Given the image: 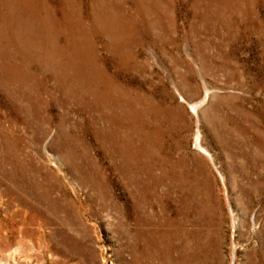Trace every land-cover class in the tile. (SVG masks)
I'll return each mask as SVG.
<instances>
[{
	"label": "rangeland",
	"instance_id": "obj_1",
	"mask_svg": "<svg viewBox=\"0 0 264 264\" xmlns=\"http://www.w3.org/2000/svg\"><path fill=\"white\" fill-rule=\"evenodd\" d=\"M102 1L112 11L109 37L102 35L101 22L103 32L94 33L89 17L84 31L58 26L57 54L45 39L54 28L31 26L40 30L36 35L20 24L15 32L3 26L0 62L26 74L23 95L14 85L15 102L40 109L48 136L30 138L24 154L29 181L40 184L36 199L25 196L23 203L0 185V264H118L120 253L128 258L121 250L130 240L118 223L134 232L131 190L123 178L131 168L152 193L144 210L157 241L171 221L182 220L180 231L196 233L189 247L197 259L192 264H264V0H86V7ZM9 103L0 90V106ZM104 114L113 119L106 121ZM197 133L205 153L194 145ZM119 146L127 149L129 163L122 164ZM171 169L188 178H163ZM180 210L185 217L178 216Z\"/></svg>",
	"mask_w": 264,
	"mask_h": 264
},
{
	"label": "bare ground",
	"instance_id": "obj_2",
	"mask_svg": "<svg viewBox=\"0 0 264 264\" xmlns=\"http://www.w3.org/2000/svg\"><path fill=\"white\" fill-rule=\"evenodd\" d=\"M54 1V0H53ZM51 0H0V34L3 33V26H7L8 28L11 27V30L14 29L13 27L18 28V26L22 25V29L25 31L34 32L36 35L38 31L40 30H47L48 28H54V31L52 32L53 35H50L51 37L45 38L46 41L50 42L54 47L53 50L57 53L58 49H56L57 42L55 41L58 38V32L55 34V28L57 29L58 26L66 27V26H72L78 29V31L83 30L84 31V25L87 21L86 19H93V23H95V26L93 27L94 33H98L101 28L99 25L103 23L105 27V33L102 35L105 37H109V29H113L109 25V14L112 12L110 9L105 5L104 1H102L100 4L102 6L97 7V3L93 4L91 6L86 7V0H56L55 3H53ZM122 1V0H121ZM120 1V2H121ZM131 1V0H130ZM144 1V0H143ZM152 1V0H151ZM227 1V0H226ZM250 1V0H249ZM89 2V1H88ZM117 2V1H116ZM124 2V1H123ZM137 2V1H136ZM147 2V1H146ZM145 2V3H146ZM199 2V1H198ZM95 3V2H94ZM144 3V2H143ZM142 3V4H143ZM157 3V2H156ZM169 3V2H168ZM172 3V2H171ZM209 3V2H208ZM256 3V2H255ZM134 4V3H133ZM151 4V3H150ZM173 4V3H172ZM183 4V3H182ZM221 4V3H220ZM121 5V3H120ZM131 5V4H130ZM153 5V3H152ZM159 5V4H157ZM156 5V6H157ZM219 5V4H218ZM235 5V4H234ZM123 6V4H122ZM126 6V5H125ZM132 6V5H131ZM138 6V5H137ZM149 6V5H148ZM221 6V5H220ZM240 6V5H239ZM127 7V6H126ZM143 7V6H142ZM216 7V6H215ZM232 7V6H231ZM249 7V6H248ZM147 8V7H146ZM158 8V6H157ZM161 8V7H160ZM192 8V7H191ZM229 8V7H228ZM118 9V8H117ZM131 9V7H130ZM162 9V8H161ZM203 9V8H202ZM205 9V8H204ZM244 9V8H243ZM173 10V9H172ZM199 10V9H198ZM223 10V8H222ZM237 10V9H236ZM251 10V9H249ZM144 11V9H143ZM152 11V10H150ZM160 11V10H159ZM208 11V10H207ZM206 11V12H207ZM213 11V10H212ZM215 11V10H214ZM226 11V10H225ZM135 12V11H134ZM148 12V11H146ZM174 12V11H173ZM221 12V11H220ZM232 12V11H231ZM247 12V11H246ZM255 12V11H253ZM130 13V12H129ZM128 13V14H129ZM149 13V12H148ZM153 13V12H152ZM164 13V12H162ZM161 13V14H162ZM168 13V12H167ZM199 13V12H198ZM203 13V12H202ZM237 13V12H236ZM133 14V13H131ZM140 14V13H139ZM150 14V13H149ZM148 14V16H150ZM238 14V13H237ZM257 14V13H256ZM99 15V16H98ZM118 15V14H117ZM146 15V14H145ZM144 15V16H145ZM165 15V14H164ZM236 15V14H235ZM131 16V15H130ZM133 16V15H132ZM138 16V15H137ZM152 16V15H151ZM207 16V15H205ZM209 16V15H208ZM216 16V15H214ZM256 17L258 15H255ZM211 17V16H210ZM240 17V16H239ZM132 18V17H131ZM152 18V17H151ZM154 18V17H153ZM228 18V17H227ZM233 18V17H232ZM112 19V18H111ZM118 20V18L116 17ZM203 19V18H202ZM206 19V18H205ZM219 19V18H218ZM247 19V18H246ZM250 19V18H249ZM86 20V21H85ZM140 20V19H139ZM148 20V19H147ZM207 20V19H206ZM240 20V19H239ZM244 20V19H243ZM121 21V20H120ZM127 21V20H126ZM136 21V20H135ZM204 21V19H203ZM217 21V20H216ZM225 21V20H224ZM233 21V20H232ZM231 21V23H232ZM88 22V21H87ZM101 22V23H100ZM213 22V20H212ZM227 22V21H226ZM253 22V21H252ZM255 22V21H254ZM258 22V21H257ZM91 23V22H90ZM113 23V22H112ZM135 23V22H134ZM149 23V22H148ZM203 23V22H202ZM210 23V22H209ZM221 23V22H220ZM261 23V22H260ZM20 24V25H19ZM126 24V23H125ZM215 24V23H214ZM219 23H217L218 25ZM246 24V23H245ZM253 24V23H252ZM102 25V24H101ZM223 25V24H222ZM221 25V27H222ZM236 25V24H235ZM10 26V27H9ZM31 26H37L40 30H31ZM119 26V24H118ZM121 26V25H120ZM158 26V25H157ZM227 26V25H226ZM245 26V25H244ZM47 27V28H46ZM113 27V26H112ZM122 27V26H121ZM204 27V26H203ZM206 27V26H205ZM249 27V26H248ZM27 28V29H26ZM118 28V27H117ZM123 28V27H122ZM127 28V27H126ZM151 28V27H150ZM233 28V27H232ZM115 29V28H114ZM125 29V27H124ZM135 29V28H134ZM143 29V27H142ZM227 29V28H226ZM263 29V28H262ZM21 30V29H20ZM68 30V29H67ZM66 30V31H67ZM132 30V29H131ZM163 30V29H162ZM244 30V29H243ZM15 32L16 30H12ZM46 31V32H47ZM59 31V29H58ZM116 31V30H115ZM68 32V31H67ZM103 32V30H101ZM127 32V31H126ZM131 32V31H130ZM163 32V31H162ZM61 33V31H60ZM7 34V33H6ZM20 34V33H19ZM85 34V33H84ZM120 34V33H117ZM122 34V33H121ZM125 34V33H124ZM133 34V33H132ZM142 35L141 33H139ZM146 34V33H145ZM154 34V32H153ZM233 34V33H232ZM239 34V33H238ZM5 35V34H4ZM14 35V34H13ZM24 35V34H23ZM43 35V32H41V36ZM60 35V34H59ZM97 35V34H96ZM112 35V34H110ZM151 35V33H150ZM235 35V34H234ZM31 36V34H30ZM117 36V35H116ZM164 36V35H163ZM6 37V36H5ZM19 37V36H18ZM17 34L15 33L14 38H18ZM34 37V36H33ZM101 37V36H100ZM118 37V36H117ZM126 37V36H125ZM129 37V35H128ZM138 37V36H137ZM157 36H155L156 38ZM234 37V36H233ZM236 37V36H235ZM7 38V37H6ZM20 38V37H19ZM29 38V37H28ZM112 38V37H111ZM139 38V37H138ZM9 39V37L7 38ZM100 39V38H99ZM116 39V38H115ZM118 39V38H117ZM137 39V38H136ZM134 38V40H136ZM140 39V38H139ZM162 39V37H161ZM230 39V38H229ZM22 40V39H20ZM19 40V41H20ZM37 40V39H36ZM43 40V39H42ZM142 40V39H140ZM164 40V39H163ZM232 40V38H231ZM234 40V39H233ZM17 41V40H16ZM90 42V47L88 49L89 53H94V47L92 45L91 39L88 40ZM22 42V41H20ZM29 42V41H28ZM56 42V43H55ZM140 42V41H139ZM231 42V41H229ZM44 43V42H43ZM47 43V42H46ZM120 43V41H119ZM9 44V42L7 43ZM6 44V45H7ZM16 44V43H13ZM36 44V43H35ZM115 44V43H114ZM188 44V43H187ZM23 45V44H22ZM31 49L34 45L27 44ZM107 45V44H106ZM109 45V44H108ZM229 45V44H228ZM42 46V45H40ZM78 46V44H77ZM50 47V46H49ZM98 47V46H97ZM106 47V46H105ZM22 48V47H21ZM43 48V47H42ZM25 49V54L28 55V49ZM35 49V47H34ZM83 49V48H82ZM112 49V48H111ZM127 49V48H126ZM7 50V49H6ZM16 50V49H15ZM23 50V49H22ZM36 50V49H35ZM39 50V49H38ZM64 50V49H63ZM77 51L80 53L81 50L77 49ZM106 51V48H105ZM108 51V50H107ZM110 51V50H109ZM108 51V52H109ZM114 51V49L112 50ZM117 51V50H116ZM75 52V51H74ZM84 52V51H83ZM86 52V51H85ZM22 53V52H21ZM36 53V52H35ZM34 53V54H35ZM97 53V52H96ZM106 53V52H105ZM14 54V53H13ZM20 54V53H19ZM32 54V53H31ZM40 54V53H39ZM44 54V53H43ZM48 54V52H47ZM54 54V53H53ZM87 54V53H86ZM126 54V53H125ZM11 55V54H10ZM78 55V53H77ZM85 56V54H82ZM115 55V54H114ZM124 55V54H123ZM187 55V54H186ZM1 56V55H0ZM51 56V55H50ZM58 56V55H57ZM89 56V55H88ZM96 56V55H95ZM100 56V55H98ZM126 56V55H125ZM8 57V56H7ZM44 57V56H43ZM74 57V56H72ZM92 57V56H91ZM102 57V56H101ZM127 57V56H126ZM1 58V57H0ZM19 58V57H18ZM38 58V57H37ZM58 58V57H57ZM68 58H71L68 56ZM76 58V57H75ZM96 58V57H95ZM94 58V59H95ZM125 58V57H124ZM12 59V58H11ZM35 59V58H34ZM53 59V58H52ZM130 59V58H129ZM128 59V60H129ZM23 60V59H22ZM39 60V58L37 59ZM42 60V59H41ZM93 60V59H92ZM131 60V59H130ZM30 61V60H29ZM44 61V60H43ZM56 61V60H55ZM74 61V59H73ZM76 61V60H75ZM81 61V60H80ZM95 61V60H94ZM105 61V60H104ZM107 61V60H106ZM132 61V60H131ZM39 62V61H38ZM47 62V61H46ZM61 62V61H60ZM65 62V61H64ZM92 62V61H91ZM108 62V61H107ZM114 62V61H113ZM130 62V61H129ZM136 62V61H135ZM10 63V62H9ZM37 63V62H36ZM96 63V62H95ZM102 63V62H101ZM137 63V62H136ZM26 64V63H25ZM64 64V63H63ZM90 64V61H89ZM81 65V64H80ZM94 65V64H93ZM98 65V63H97ZM109 65V64H108ZM114 65V64H113ZM134 65V64H133ZM140 65V64H139ZM9 65L0 62V90L6 95L8 100L12 104L9 103L8 106H0V185L6 184L7 185V191L8 194L13 195L15 198L23 200V203L26 201L24 200L25 196H32L34 199V190L35 188H38L40 184H38L36 181H29L28 174H27V166H28V160L24 154L26 153L25 149L28 143V140L31 139H37L40 140L45 136H48V130L45 128V124L48 120H43L44 117L41 115V111L39 108H31L30 106H23L21 103L15 102L18 98L16 91L22 92L23 95V81L26 79L25 73H18V70L13 67H7ZM14 66V65H13ZM20 66V65H19ZM24 66V65H23ZM54 66V64H53ZM64 67V66H63ZM75 67V66H74ZM127 67V66H126ZM25 68V67H24ZM47 68V67H46ZM67 68V67H66ZM100 68V67H99ZM115 68V67H114ZM19 69V68H18ZM40 69V68H39ZM68 69V68H67ZM89 69V68H88ZM93 69V68H92ZM79 70V69H78ZM86 70V68H85ZM105 70V69H104ZM21 71V70H20ZM75 71V70H74ZM92 71V70H91ZM101 71V69H100ZM106 71V70H105ZM46 72V71H45ZM71 72V71H70ZM116 72V71H115ZM62 73V72H61ZM76 73V72H75ZM106 73V72H105ZM30 74V73H28ZM32 74V73H31ZM82 74V73H81ZM117 74V73H116ZM53 75V74H52ZM65 75V74H64ZM84 75V74H83ZM99 75V74H98ZM77 76V75H76ZM86 76V75H85ZM106 76V75H105ZM108 76V75H107ZM35 77V76H34ZM59 77V75H58ZM78 77V76H77ZM95 77V76H94ZM57 78V76H56ZM62 78V77H61ZM98 78V77H97ZM107 78V77H106ZM229 78V77H228ZM78 79V78H77ZM81 79V78H80ZM83 79V78H82ZM99 79V78H98ZM102 79V78H101ZM115 79V78H114ZM67 80V79H66ZM92 80V79H91ZM112 80V79H111ZM79 81V80H78ZM83 81V80H82ZM88 81V80H87ZM86 81V82H87ZM102 81V80H101ZM105 81V80H104ZM117 81V80H115ZM25 82V81H24ZM65 82V81H64ZM70 82V81H69ZM90 82V81H89ZM19 84L17 87V90L14 87L15 84ZM61 83V82H60ZM68 83V82H67ZM77 83V82H76ZM75 83V84H76ZM101 83V82H100ZM123 83V82H122ZM135 83V82H134ZM62 84V83H61ZM71 84V82H70ZM87 84V83H86ZM93 84V83H92ZM99 84V83H98ZM12 85L14 88H12ZM72 85V84H71ZM79 87L80 85L77 84ZM84 85V84H83ZM82 85V86H83ZM77 86V87H78ZM90 86V85H89ZM119 86V85H115ZM10 87V88H9ZM38 87V86H37ZM40 87V85H39ZM60 87V86H59ZM101 87V86H100ZM105 87V85H104ZM107 87V86H106ZM110 87V86H109ZM70 88V87H68ZM74 88V87H73ZM76 88V87H75ZM81 88V87H80ZM78 88V89H80ZM116 88V87H115ZM114 88V89H115ZM121 88V87H120ZM67 89V88H66ZM101 89V88H100ZM106 89V88H105ZM104 89V90H105ZM16 90V91H15ZM26 90V89H25ZM45 90V89H44ZM65 90V89H64ZM82 90V88H81ZM84 90V89H83ZM95 90V89H94ZM92 90V91H94ZM107 90V89H106ZM116 90V89H115ZM122 90V89H121ZM55 91V90H54ZM36 92V91H35ZM57 92V91H56ZM59 92V91H58ZM87 92V90H86ZM85 92V93H86ZM101 92V91H100ZM104 92V91H103ZM116 92V91H115ZM124 92V91H123ZM120 92V93H123ZM72 93V92H70ZM108 93V92H107ZM118 93V92H117ZM26 94V93H25ZM80 94V93H79ZM96 94V93H95ZM102 94V93H101ZM68 95V94H67ZM83 95V93H82ZM94 95V93L92 94ZM207 95V94H206ZM21 96V95H20ZM69 96V95H68ZM81 96V95H80ZM103 95H99L98 97L102 98ZM118 96V95H117ZM116 96V97H117ZM122 96V95H121ZM71 97V94H70ZM69 97V98H70ZM96 97V96H95ZM110 97V96H109ZM108 97V98H109ZM120 97V96H119ZM124 97V96H123ZM65 98V97H64ZM68 98V97H67ZM82 98V97H80ZM104 98V97H103ZM117 99V98H116ZM131 99V98H129ZM107 100V99H106ZM105 100V101H106ZM110 100V99H109ZM113 100V99H112ZM133 100V99H132ZM131 100V101H132ZM137 100V99H136ZM18 101V100H17ZM63 101V100H62ZM71 101V100H70ZM82 101V99H81ZM118 101V100H116ZM115 101V102H116ZM202 101V100H201ZM74 102V101H73ZM97 102V101H96ZM111 102V101H109ZM124 102V101H123ZM24 103V102H23ZM87 103V102H86ZM92 103V101H91ZM101 103V102H100ZM104 103V102H103ZM113 103V102H112ZM111 103V104H112ZM122 103V102H121ZM202 102H198L195 105L192 106L193 111L195 109H199L200 106H202ZM40 104V103H39ZM80 104V103H79ZM82 104V103H81ZM89 104V102H88ZM118 104V103H117ZM116 104V105H117ZM124 104V103H123ZM129 104V103H128ZM132 104V103H131ZM94 105V104H93ZM97 105V104H96ZM113 105V104H112ZM114 105V106H116ZM40 106V105H39ZM104 106V105H103ZM108 106V105H107ZM111 106V105H110ZM113 106V107H114ZM120 106V105H119ZM122 106V105H121ZM120 106V108H122ZM117 107V106H116ZM126 107V106H125ZM109 107H107L108 109ZM115 108V107H114ZM118 108V107H117ZM127 108V107H126ZM96 109V108H95ZM104 109V108H103ZM124 109V107H123ZM135 109V108H134ZM91 110V109H90ZM110 110V109H109ZM113 110V108H112ZM119 110V109H118ZM125 110V109H124ZM180 110V109H179ZM44 111V110H43ZM46 111V110H45ZM104 111V110H103ZM122 111V110H121ZM2 112H9V113H2ZM101 112V111H100ZM106 112V111H105ZM115 112V111H114ZM112 111V113H114ZM133 112V111H132ZM136 112V111H135ZM96 113V112H95ZM126 113V111H125ZM131 113V111H130ZM138 113V112H137ZM46 114V113H45ZM59 114V113H58ZM74 114V113H73ZM98 114V113H97ZM101 114V113H100ZM128 114V113H127ZM132 114V113H131ZM48 115V114H46ZM105 115V120L111 121L112 116L111 115ZM117 115V114H116ZM102 116V115H101ZM99 116V117H101ZM122 116V115H121ZM133 115H131L132 117ZM136 116V115H135ZM146 116V115H145ZM98 117V118H99ZM127 117V116H126ZM129 117V116H128ZM127 117V118H128ZM138 117V116H137ZM115 118V117H114ZM122 118V117H120ZM126 118V119H127ZM48 119V118H47ZM102 119V118H101ZM131 120V119H130ZM129 120V121H130ZM133 120V119H132ZM143 120V119H141ZM95 121V120H94ZM99 121V120H98ZM102 121V120H101ZM125 121V120H124ZM140 121V120H139ZM95 123V122H94ZM100 123V122H99ZM105 123V122H104ZM180 123V122H179ZM222 123V122H221ZM93 124V123H92ZM97 124V123H96ZM102 124V123H101ZM107 124V123H106ZM144 124V122H143ZM174 124V123H173ZM220 124V123H219ZM47 125V124H46ZM51 125V124H50ZM64 125V124H63ZM125 125V124H124ZM123 125V126H124ZM116 126V124H115ZM120 126V125H119ZM141 126V125H140ZM143 126V125H142ZM65 127V126H64ZM109 127V126H108ZM132 127V126H131ZM61 128V127H60ZM99 128V127H98ZM106 128V127H104ZM124 128V127H123ZM252 128V127H251ZM62 129V128H61ZM60 129V130H61ZM101 129V128H100ZM106 130V129H105ZM127 130V129H126ZM144 130V129H143ZM173 130V129H172ZM52 131V130H51ZM59 131V130H58ZM99 131V130H98ZM107 131V130H106ZM105 131V132H106ZM123 131V130H122ZM135 131V129H134ZM133 131V132H134ZM63 132V131H62ZM68 132V131H67ZM94 132V131H93ZM124 132V131H123ZM217 132V131H216ZM222 132V131H221ZM234 132V130H233ZM57 133V131H56ZM66 133V132H65ZM72 133V132H71ZM109 133V132H108ZM126 134V132H124ZM258 133V132H257ZM55 134V133H54ZM107 134V133H106ZM110 134V133H109ZM137 134V133H135ZM260 134V133H259ZM58 135V134H57ZM133 135V133H132ZM140 135V134H139ZM150 135V134H149ZM105 136V134H104ZM112 136V135H111ZM110 136V138H111ZM115 136V134H114ZM152 136V135H151ZM259 136V135H258ZM55 137V136H54ZM130 137V135H129ZM154 137V136H153ZM262 137V136H261ZM264 137V136H263ZM69 138V137H68ZM72 138V137H71ZM74 138V137H73ZM77 138V137H76ZM104 138H108L104 137ZM116 138V137H114ZM120 138V137H118ZM126 138V137H125ZM124 138V139H125ZM128 138V137H127ZM132 138V137H131ZM142 138V137H140ZM145 138V137H144ZM220 138V137H219ZM44 139V138H43ZM55 139V138H54ZM70 139V138H69ZM153 139V138H150ZM149 139V141H150ZM159 139V137H158ZM59 140V139H58ZM66 140V139H65ZM77 140V139H76ZM122 140V139H121ZM129 140V139H128ZM137 140V139H136ZM140 140V139H139ZM144 140V139H143ZM156 140V139H155ZM162 140V139H161ZM168 140V139H167ZM56 141V139H55ZM54 141V142H55ZM70 141V140H69ZM73 141V140H72ZM112 141V140H111ZM133 141V140H132ZM164 141V140H163ZM262 141V140H261ZM264 141V140H263ZM36 142V141H35ZM71 142V141H70ZM78 142V140L76 141ZM106 144H108V141L106 140ZM113 142V141H112ZM119 142V141H118ZM134 142V141H133ZM132 142V143H133ZM140 142V141H138ZM154 142V141H153ZM38 143V142H37ZM79 143V142H78ZM129 143V142H127ZM126 143V144H127ZM141 143V142H140ZM146 143V142H145ZM151 143V142H150ZM155 143V142H154ZM157 143V142H156ZM50 144V143H49ZM110 144V143H109ZM122 144V143H121ZM125 144V143H124ZM161 144V143H160ZM40 145V144H39ZM71 145H74L73 143ZM79 145H82L81 143ZM138 145V144H137ZM163 145V144H162ZM195 147L198 151H203L205 153V149L201 147V142L199 138V134L197 133L196 140H195ZM65 146V145H64ZM70 146V145H69ZM83 146V145H82ZM109 146V145H107ZM106 146V147H107ZM112 146V145H110ZM129 147V145H128ZM153 147V146H152ZM172 147V146H171ZM120 148L122 150H120ZM137 147L135 146V149ZM159 148V147H158ZM165 148V147H163ZM61 149V148H60ZM69 149V148H68ZM74 149V148H73ZM112 149V148H111ZM117 152L121 154V158L124 164L129 163L127 160L125 161L126 156H124L126 148H123L122 146H119V148H116ZM130 149V148H129ZM146 149V148H145ZM263 149V148H262ZM62 150V149H61ZM115 150V149H114ZM144 150V149H143ZM152 150V149H151ZM67 151V150H65ZM73 151V150H72ZM149 151V150H148ZM175 151V150H173ZM76 152V151H75ZM127 152V151H125ZM138 152V151H137ZM146 152V151H145ZM165 152V151H164ZM73 153V152H72ZM85 153V152H84ZM133 153V152H132ZM135 153V152H134ZM177 153V152H176ZM127 154V153H126ZM138 154V153H137ZM135 155V154H133ZM138 157V155H136ZM129 157V156H128ZM132 157V155H131ZM130 157V159H131ZM135 157V156H134ZM162 157V156H161ZM179 158V157H178ZM81 159V158H80ZM165 159V158H164ZM71 160V159H70ZM73 160V159H72ZM163 160V158H162ZM166 160V159H165ZM178 160V159H177ZM75 161V160H74ZM133 161V157L132 160ZM135 161V160H134ZM133 161V162H134ZM181 161V160H180ZM31 162V161H29ZM70 162V161H69ZM72 162V161H71ZM141 162V160H140ZM149 162V160H148ZM153 162V161H152ZM119 163V162H118ZM136 163V162H135ZM145 163V162H143ZM162 163V162H161ZM185 163V162H184ZM90 164V163H89ZM157 164V163H156ZM179 164V163H178ZM133 165V164H132ZM130 165V166H132ZM137 165V164H136ZM150 165V163H149ZM154 165V164H153ZM152 165V167H153ZM174 165V164H173ZM122 166V165H121ZM127 167V166H126ZM133 167V166H132ZM148 167V166H147ZM157 167V166H156ZM161 167V166H160ZM159 167V168H160ZM123 168V167H122ZM126 169V168H125ZM139 169H141L139 167ZM144 169V168H143ZM142 169V171H143ZM146 169V168H145ZM154 169V168H151ZM177 169V168H176ZM141 171V172H142ZM160 171V170H159ZM181 169L176 171L175 169H171V171L165 170L163 171L162 177H167L170 181H177V183L184 181L186 178H188L186 175H183ZM137 168H131L129 170V176L123 173V178L125 179L126 187L129 188L131 191L129 192L131 200H132V207L130 209V216L133 220L134 225V232L130 231V226L128 227L127 224H124L123 221L119 222V228L122 229L121 234L125 235L129 238L130 242L125 246L121 252H128V258L122 255L123 253L117 254L118 256V264H192L193 261L197 260L195 257V253H191L189 248L191 246L192 239L196 235V233H192L188 230L181 229L180 227L183 226L182 220L171 221L170 226L168 229H166V233L161 236L160 241L158 242L155 238V234L153 233V223L152 219L149 216V212L144 210V206H147L148 204V198L152 194L149 187L145 185V182H140V178H138L139 175H137ZM152 172V171H151ZM88 173V172H87ZM185 173V172H184ZM200 173V171H199ZM89 174V173H88ZM154 174V173H153ZM31 175V174H30ZM160 175V174H159ZM89 176V175H88ZM202 176V175H201ZM153 177V176H151ZM158 177V176H157ZM191 177V176H190ZM146 178V177H145ZM144 178V179H145ZM200 178V177H199ZM157 179V178H156ZM206 179V178H205ZM163 180V179H162ZM188 180V179H187ZM186 180V181H187ZM124 181V180H123ZM129 181V182H128ZM152 181V180H151ZM191 181V180H190ZM103 182V181H102ZM188 182V181H187ZM186 182V183H187ZM197 182V181H196ZM155 183V182H154ZM98 184V183H96ZM102 184V183H101ZM107 184V182H106ZM168 184V182H167ZM183 184V183H180ZM203 184V183H202ZM95 185V184H94ZM162 185V184H161ZM149 186V185H148ZM152 186V185H151ZM167 186V185H166ZM178 186V185H177ZM98 187V186H97ZM103 187V186H102ZM109 187V186H108ZM164 187V186H163ZM183 186H178V189L180 193L183 191ZM99 188V187H98ZM152 188V187H151ZM155 188V187H154ZM176 188V187H175ZM186 188V187H185ZM41 189V188H40ZM156 189V188H155ZM105 190V189H104ZM154 190V189H153ZM177 190V189H176ZM185 190V189H184ZM189 190V189H188ZM187 190V191H188ZM107 191V190H106ZM170 191V190H169ZM194 191V190H193ZM192 191V192H193ZM196 191V190H195ZM156 192V191H154ZM189 192V191H188ZM36 193V192H35ZM99 193V192H98ZM128 194V193H127ZM174 194V193H173ZM185 194V192H184ZM190 192L188 193V195ZM37 195V194H36ZM111 195V194H110ZM176 195V194H175ZM179 195V194H178ZM100 196V195H99ZM102 196V195H101ZM169 196V195H168ZM174 196V195H173ZM195 196V195H194ZM180 197V196H179ZM101 198V197H100ZM155 198V197H154ZM158 198V197H157ZM167 198V197H166ZM177 198V197H176ZM38 199V197H37ZM102 199V198H101ZM105 199V198H104ZM161 199V198H160ZM168 199V198H167ZM102 201V200H101ZM161 201V200H160ZM193 201V200H192ZM162 202V201H161ZM171 202V201H170ZM174 202V201H173ZM180 202V200H179ZM197 202V200H196ZM26 203V202H25ZM151 203V202H150ZM193 203V202H192ZM130 204V203H129ZM164 204V203H163ZM181 204V202H180ZM103 206L105 204L102 202ZM115 205V204H114ZM155 205V204H154ZM161 205V204H160ZM194 205V204H193ZM129 206V205H128ZM165 206V205H164ZM182 206V204H181ZM189 206V205H188ZM112 207V205H111ZM151 207V206H150ZM197 207V206H196ZM103 208V207H102ZM169 208V207H168ZM183 208V207H182ZM185 208V207H184ZM189 208V207H188ZM38 209V208H37ZM120 209V207H119ZM124 209V208H123ZM152 209V208H151ZM189 209H194V207H191ZM29 211H34L33 207L28 205ZM172 210V209H171ZM170 210V211H171ZM178 210V209H177ZM202 210V209H201ZM126 211V210H125ZM128 211V210H127ZM126 211V215L128 216V212ZM160 211V210H159ZM186 211V210H185ZM151 212V211H150ZM39 214V213H38ZM153 214V212H152ZM161 214V213H160ZM169 214V213H168ZM194 214V213H193ZM124 215V214H123ZM154 215V214H153ZM152 215V216H153ZM192 215V214H191ZM125 216V215H124ZM123 216V219H124ZM129 216V218H130ZM178 216L185 217V213L183 210H180ZM39 217V216H38ZM155 217V216H154ZM187 217V216H186ZM193 217V216H192ZM36 218V217H35ZM127 218V217H126ZM189 218V217H188ZM168 219V218H167ZM181 219V218H180ZM186 219V218H185ZM199 219V218H198ZM130 220V219H129ZM156 220V219H155ZM194 221V219H193ZM197 221V220H196ZM195 221V222H196ZM162 223V222H161ZM164 223V221H163ZM168 223V222H167ZM190 223V222H189ZM155 224V223H154ZM157 225V224H156ZM159 225H161L159 223ZM158 225V226H159ZM167 226V225H166ZM185 226V225H184ZM179 227V229H178ZM197 227V225H196ZM183 228V227H182ZM158 229V228H157ZM86 230V229H85ZM163 230V229H162ZM160 235V234H159ZM121 236V235H120ZM85 238V237H84ZM127 239V238H126ZM198 239V238H196ZM125 245V244H124ZM194 246V245H193ZM199 246V245H198ZM119 249V248H118ZM120 251V250H119ZM194 251V250H193ZM124 252V253H125Z\"/></svg>",
	"mask_w": 264,
	"mask_h": 264
}]
</instances>
